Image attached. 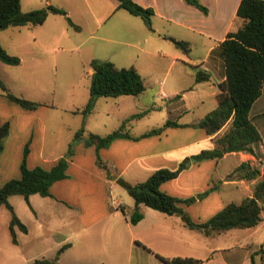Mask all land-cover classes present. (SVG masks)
<instances>
[{
  "label": "crops",
  "instance_id": "obj_1",
  "mask_svg": "<svg viewBox=\"0 0 264 264\" xmlns=\"http://www.w3.org/2000/svg\"><path fill=\"white\" fill-rule=\"evenodd\" d=\"M134 1L154 11L153 29L150 30L140 17L120 9L118 0H112L105 13L95 17L96 26L89 31L90 39L105 42L104 47L110 55L83 57L81 58L82 63L90 65L92 60L99 59L110 61L117 68L135 67L144 79L149 72H154L160 65L164 70L169 64L168 68L171 69L175 63L181 62L184 66L181 72L190 71V75H194L195 84L202 87L203 83L208 81L196 82L198 69L195 67H198L200 71L209 74L210 80H215L216 89L212 90L208 97L215 99L212 110L217 108L218 95L222 92L221 84L226 80L221 44L230 32L237 31L243 24L237 18L241 0H200L201 4L207 8V13L189 4L186 0ZM85 4H88V0ZM49 5L66 8L64 4L56 0H47L45 7ZM122 11L134 17L130 18L128 14L123 13L126 27L117 22L107 28L106 32H99L107 21ZM63 19L67 21L62 15L51 14L41 25L42 27L48 25L52 28L51 39L56 40L63 34L69 36L70 26L66 28L62 26V32L60 31ZM78 26L80 30L75 29V31L82 32L83 28ZM121 33L124 35H120ZM170 38L189 42L190 53L182 52L183 56L178 52L181 50L177 47L176 52ZM32 43H36V39ZM85 44H81L79 48ZM68 58L73 60L71 56H67L64 61L66 62ZM22 65L21 59V64L18 66L6 65L1 68L10 71L7 67L17 68ZM54 69H57L56 64ZM93 72L94 69L91 68V76ZM1 79L9 90H13L6 79ZM0 90V107H2L0 121L9 122L11 126L10 134L5 140L4 150L0 155V178L2 184H5L21 176L20 167L23 157L20 146L17 149L11 146L13 132H20L23 135L25 132L23 128L26 126L29 128L31 125L28 118L35 113L49 116L50 110L47 105L40 106L31 112L22 110L23 108L14 106L13 102L8 100L2 87ZM189 90L192 92L195 89ZM158 96L161 99L169 98L162 90L156 93V97ZM122 97H126L128 101H135L141 108V112L145 113L144 116L151 114L152 108L141 104L143 95ZM188 97L189 94L183 91L182 95L177 96L179 100L171 102L169 107L171 111L178 114L177 123L183 126L189 125L188 131H191L190 129L194 131L196 128L190 125L198 123L212 110L205 112L196 121L189 123L179 121L180 118L190 113V107L186 102ZM89 98L90 88L83 93L80 99L81 104L86 106ZM199 99V103H204L201 99H207V96L199 97ZM99 100L100 98L96 103ZM119 108L120 102L116 103V111ZM68 110L75 115H83L80 108ZM134 114L121 115L119 117L120 126ZM250 118L261 135V141L252 145L254 155L234 152L226 154L219 160H205L193 164L177 178L162 185V191L181 199L214 189L194 204L182 206L194 223H205L226 205L241 203L243 199L252 196L255 184L262 179L264 174V87L260 98L251 108ZM134 120L136 119L130 121L131 125ZM229 126V124L226 125L217 135L213 136H209L204 129H201L194 140H188L189 134L182 135L181 143L169 148H163L164 144L167 141L171 143L177 133L173 129H181V127L168 128L162 135L138 141L118 139L109 148L98 151L106 169L97 163L96 148L94 146L87 148L83 142H79L75 147L76 154L69 163V177L54 183L51 187L53 197L40 195L41 198H38L39 194L31 195L29 207L32 215L24 213L23 209L19 211L11 203L17 216L27 227V232L16 227L17 243L13 242L10 232L11 213L5 205L0 206V209L5 207L9 211V214L0 220V229L6 230V241L0 243V259L6 258L9 264H33L38 259L52 261L49 264H165L158 258V256H163L167 258L192 257L203 260V264H264V246L261 245V248L250 251L248 242H239L238 229L205 236L197 230L188 228L181 215H167L143 205L139 207V210L144 214V218L137 224H133L130 218L137 208L136 204L130 210L122 203H119L117 207L113 206L112 188L118 184L119 178L125 180V176L132 173L133 178L129 182L134 184L147 180L159 169L175 170L183 158L193 156L203 150L214 149L215 139ZM80 128L75 127L72 133L73 140ZM129 131L134 136L145 133H133L131 129ZM36 133V130H33L30 140L33 141L36 137L38 144L36 158L39 161L35 164L28 160L27 164L30 168L43 166L45 169H50L64 155L62 153L56 155V146L47 150L48 121H42L38 134ZM95 134L107 135L99 132ZM228 157L236 160L234 167L232 169L221 168L223 161ZM76 159L79 161L77 162ZM243 162H251L253 166L259 167L261 176L253 180L231 176ZM10 169L13 170L12 173L4 177L5 174L10 173ZM262 218L258 226L241 230L253 231L256 236L260 235L264 232V209ZM65 245L68 247L60 251ZM239 254L242 255L241 262L238 259ZM12 259L13 261L10 262Z\"/></svg>",
  "mask_w": 264,
  "mask_h": 264
},
{
  "label": "trees",
  "instance_id": "obj_2",
  "mask_svg": "<svg viewBox=\"0 0 264 264\" xmlns=\"http://www.w3.org/2000/svg\"><path fill=\"white\" fill-rule=\"evenodd\" d=\"M118 1L120 2V9L128 11L133 16L140 17L150 30L153 29L152 20L155 13L152 9L144 8L134 0ZM186 1L204 13L208 12L200 0ZM51 14L65 16L71 27L80 30V27L73 22L67 11L62 7L49 5L25 12L22 9V0H0V33L11 27H39L46 22ZM237 18L243 22L242 26L237 31L230 32L221 44L226 80L221 84L222 92L218 95V106L198 123L190 125L204 129L209 136L217 135L228 124L230 125L229 128L215 139L214 149L203 150L197 155L186 157L175 170L159 169L147 180L134 184L119 178L118 183L126 188L135 200L137 208L130 218L133 224H137L144 218V214L139 210L141 205L167 215H181L188 228L197 230L205 236L231 229L253 228L262 222L264 174L262 179L255 184L252 196L243 199L241 203L226 205L215 216L201 224L194 223L187 216L182 205L189 206L197 200L205 198L214 189L187 199L171 196L161 189L164 183L177 178L193 164L209 159L219 160L226 154L234 152L254 155L255 151L252 145L261 141V135L250 118V111L253 104L260 98L264 87V0H241ZM170 40L184 53H190L191 45L189 42L175 38H170ZM0 60L11 66L21 64V59L18 56L11 55L1 44ZM90 66L95 72L91 76L89 101L81 110L84 115L93 112L98 98L140 96L146 92L144 79L135 67L117 68L112 62L99 59L92 60ZM195 69H198L197 83L210 80L207 72L200 71L198 67H195ZM0 85L8 100L26 110H36L45 105L14 95L1 80ZM144 115L145 113L141 112L130 116L117 130L107 135L86 134L83 125L76 132L67 153L58 159L50 169L41 166L30 168L27 164L29 151L26 149L20 167L21 177L9 180L0 188V206L5 205L11 213L10 232L13 242L17 243L16 227L24 232H27V227L17 216L10 203V198L21 195L30 205L31 195L39 194L42 197H53L51 187L54 183L69 177V163L79 142H83L87 148L94 146L97 150L98 165L106 169V165L98 151L109 148L114 141L118 139L138 141L143 138L162 135L167 128L189 127V125L183 126L177 122L168 121L164 126L152 128L139 136L132 135L127 129L128 123ZM10 129L9 122L0 121V155L4 150L5 140L10 134ZM231 176L253 180L261 176V170L259 167L253 166L251 162H243L234 170ZM67 247L65 245L60 251ZM158 258L165 264L204 263L203 260L192 257L167 258L158 256ZM49 263H52V261L38 259L33 264Z\"/></svg>",
  "mask_w": 264,
  "mask_h": 264
},
{
  "label": "rangeland",
  "instance_id": "obj_3",
  "mask_svg": "<svg viewBox=\"0 0 264 264\" xmlns=\"http://www.w3.org/2000/svg\"><path fill=\"white\" fill-rule=\"evenodd\" d=\"M56 1H59V3L64 4V6L68 8V10L65 8L67 13H71L70 15L68 14V16L83 28L82 32L77 33V31L63 19L64 21L63 24L60 25V31L62 32V26L65 28L66 26H70L69 36L71 38L63 34L56 40L51 39L50 32H52V28H49L48 25L47 27L39 26L37 28L30 26L11 27L0 33V44L8 52L10 51V54L20 57L23 61L22 66L17 68L7 67L10 70L7 71L1 68L7 64L5 65V63L0 60V77L6 79L8 85L13 89L10 91L14 95L45 104L50 110L49 116H41L42 113H35V115L28 118L29 124L31 125L29 128L27 126L23 128L25 131L23 135L16 131L12 134L11 146H15L16 149L20 146L22 157H24L25 150L28 149L29 153L27 155L29 159L27 158V161L29 160L30 163L34 162L35 164L39 161V159L36 158L38 144L36 142V137L31 141L30 136L33 130H36V135L38 134L41 122L44 120L48 121L47 150H51L56 146V155L61 153L65 155L64 153L68 151L72 143V133L75 127L80 128L84 125L86 134L96 132L109 134L120 127L119 117H121V115H129L131 113L137 114L142 111L135 101H128L126 97H101L100 100L95 103L94 111L87 115H75L68 110L77 108L83 109L85 104H81L80 99L83 93L90 88L91 66L89 64H83L81 58L107 57L110 55L104 47L105 42L90 39L89 31L96 26L95 17L103 15L110 7V2H112V0H88V4H85L86 0ZM46 2L47 0H22V7L25 12H28L45 7ZM123 13L128 14L130 18H134L126 11L118 12V15L110 21H107V24L103 25L99 32H106L105 30L107 28L112 27L114 24H117V22L126 27V22L123 21ZM93 14H95V16H93ZM99 32L97 33L100 34ZM120 35L124 34L121 33ZM34 39H36V43H32ZM83 43L86 44L82 48H79ZM174 48L176 51L175 45ZM178 52L182 54L183 51L178 50ZM67 56H71L73 60L68 58L65 62L64 58ZM55 64L57 69H54ZM160 66H158L154 72L151 71L149 75L144 77L146 92L142 94L141 104L152 108V112L150 111V115L134 120L132 125L128 123L127 129H131L133 133L141 134L154 127H162L168 121L176 122L179 119L178 114L171 111L172 109L169 107V104L179 100L177 96L182 95L183 91L189 94L186 102L188 103V107H190V113L184 118H180L179 121L184 123L196 121L202 117L205 112L213 109L212 107L215 99L214 97H208V95L212 90L216 89L214 86V79L203 83L202 87H199L195 84L194 75H190V71L185 73L181 72L184 68L181 62L175 63L171 69L168 68L169 64L164 70ZM191 88L195 90L191 92L189 90ZM160 90L164 91L169 98L161 99L160 96L156 97V93ZM203 96H207V99H201L204 103H199V97ZM119 102L120 108L116 111V103L118 104ZM13 104L19 108L21 107L16 103ZM0 110H2V107H0ZM22 110L28 111L24 108ZM173 130L177 132L175 137L172 138L171 143L167 141L163 148L179 145L182 135L189 134L188 140H194L198 137V132H201V128L198 127H196L194 131H192L193 129L188 131V127H181V129ZM75 154L76 151L74 150V155ZM185 159L186 158H183V160ZM183 160H181V162ZM76 161L78 162L79 159H76ZM235 162L236 160L233 157H228L223 161L221 168L232 169ZM12 171L13 170L10 169V173L5 174L4 177H8ZM20 177L21 176H19V178ZM132 178V173H130L125 176V181L132 183L129 182ZM2 183L0 178V188L4 185ZM38 198H41L40 195ZM112 200L114 207H117L119 203H122V205L126 206L129 210L135 207L134 198L128 193L127 189L119 183L112 188ZM10 203L14 204L19 211L23 209L24 213L27 212L29 215H32L29 204L25 201L23 196H13ZM8 214L9 211L5 207H1L0 220H2L3 216L5 217ZM263 234L264 232H261L260 235L256 236L253 231L238 229L237 238L241 243L248 242L250 245L249 250L252 251L258 247L261 248V245L264 246ZM5 241L6 230L0 229V243H5ZM239 255L240 257H238V259H240L241 262L242 255ZM12 261L13 259L10 262ZM0 264H9V261H7L6 258H2L0 259Z\"/></svg>",
  "mask_w": 264,
  "mask_h": 264
},
{
  "label": "water",
  "instance_id": "obj_4",
  "mask_svg": "<svg viewBox=\"0 0 264 264\" xmlns=\"http://www.w3.org/2000/svg\"><path fill=\"white\" fill-rule=\"evenodd\" d=\"M94 72H95V70H94Z\"/></svg>",
  "mask_w": 264,
  "mask_h": 264
}]
</instances>
